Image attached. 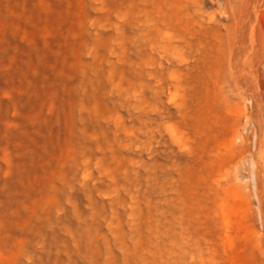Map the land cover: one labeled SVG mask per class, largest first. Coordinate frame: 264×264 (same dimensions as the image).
Instances as JSON below:
<instances>
[{
  "label": "rangeland",
  "instance_id": "rangeland-1",
  "mask_svg": "<svg viewBox=\"0 0 264 264\" xmlns=\"http://www.w3.org/2000/svg\"><path fill=\"white\" fill-rule=\"evenodd\" d=\"M0 264H264V0H0Z\"/></svg>",
  "mask_w": 264,
  "mask_h": 264
},
{
  "label": "bare ground",
  "instance_id": "bare-ground-1",
  "mask_svg": "<svg viewBox=\"0 0 264 264\" xmlns=\"http://www.w3.org/2000/svg\"><path fill=\"white\" fill-rule=\"evenodd\" d=\"M175 3L178 1V0H173ZM164 13V12H163ZM163 13H161V18L160 19H164V17H165V13L163 14ZM162 29L160 28V27H158V31L160 32ZM161 33V32H160ZM243 90V89H242ZM240 92H243V91H241V90H239ZM237 92H238V90H237ZM244 93V92H243ZM236 95H238V94H236ZM242 96V98H243V95H241ZM245 96V95H244ZM237 97H239V96H236V98ZM241 98V97H240ZM238 99V98H237ZM239 101H235L234 103H230V104H232V106H233V104L235 105L234 107H236V112H234L233 114H235L236 113V116H235V119H234V117H233V120H235L234 122H235V126H234V124H233V126H234V130H232V135H231V137H232V141H231V139H230V141L233 143V138H234V140L235 139H237V138H239V139H242V141L243 142H245V141H247L248 142V139H249V135H248V132H249V130H250V126L248 127V123L251 121V123H252V121L254 120L255 121V119H253V117L254 116H252V113L253 112H251V111H249L248 110V106H247V101H246V99L245 100H240V99H238ZM226 101V100H225ZM230 102V100H227V102ZM229 102H228V104H229ZM227 104V103H226ZM229 104V105H230ZM228 106V105H227ZM231 106V105H230ZM232 108V107H231ZM233 109V108H232ZM231 109V110H232ZM251 110V109H250ZM234 111V110H233ZM254 115V114H253ZM258 123V122H257ZM251 125H253V124H251ZM258 126V125H257ZM258 128V127H257ZM259 129V128H258ZM258 136V135H257ZM261 137V136H260ZM250 140V139H249ZM247 142H245V144L247 143ZM234 143H235V141H234ZM244 144V143H243ZM234 145L235 144H233V147H234ZM241 145V144H240ZM248 145V144H247ZM230 146H232V145H230ZM246 148V147H245ZM245 148H244V150H245ZM231 149H232V147H231ZM238 149H240V148H238ZM237 149V152L238 151H240V150H238ZM248 149V148H247ZM235 150H236V148H235ZM243 150V151H244ZM246 151V150H245ZM244 151V152H245ZM240 152H242V151H240ZM244 152H242V153H244ZM233 154H234V152H233ZM239 155H241V154H239ZM245 155V154H244ZM243 155V156H244ZM238 156V155H237ZM236 159V158H235ZM243 159V158H242ZM245 160H247V159H245L244 158V160L242 161V160H240V161H238V163H243ZM237 161V160H236ZM236 161H234V162H236ZM253 161H255V160H253ZM237 163V162H236ZM236 163H235V165H236ZM233 164V163H232ZM256 164V163H255ZM243 165H244V163H243ZM232 166H234V165H232ZM238 166V164L236 165V167ZM234 168V167H233ZM240 168H241V166H240ZM245 167H243V169H244ZM236 169H238V168H236ZM242 169V168H241ZM256 169V168H255ZM230 170V169H229ZM228 171V170H227ZM231 171V170H230ZM234 171H236V170H234ZM234 171H232V172H234ZM240 171V170H239ZM231 172V173H232ZM236 172H234V174H235ZM228 174H229V171H228ZM227 174V175H228ZM239 174V173H238ZM232 175H233V173H232ZM232 175H231V177H232ZM236 175H237V173H236ZM235 175V176H236ZM243 175V174H242ZM240 177H241V174H240ZM244 177V176H243ZM230 178V177H229ZM233 178V177H232ZM237 178H239V176L237 175L236 176V179ZM242 178V177H241Z\"/></svg>",
  "mask_w": 264,
  "mask_h": 264
}]
</instances>
